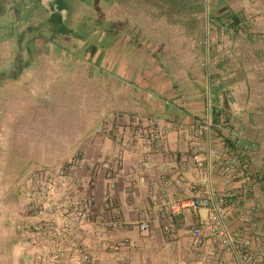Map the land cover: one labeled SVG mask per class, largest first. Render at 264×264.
<instances>
[{
	"label": "crops",
	"instance_id": "1",
	"mask_svg": "<svg viewBox=\"0 0 264 264\" xmlns=\"http://www.w3.org/2000/svg\"><path fill=\"white\" fill-rule=\"evenodd\" d=\"M78 150V196L94 198L93 224L75 235L88 264H119L122 241L132 264H264V0H0V264H36L26 242L55 215L25 177ZM195 155L207 181L185 169ZM228 191L225 226L249 263L210 231L207 209L170 232L159 215Z\"/></svg>",
	"mask_w": 264,
	"mask_h": 264
},
{
	"label": "built area",
	"instance_id": "2",
	"mask_svg": "<svg viewBox=\"0 0 264 264\" xmlns=\"http://www.w3.org/2000/svg\"><path fill=\"white\" fill-rule=\"evenodd\" d=\"M132 128L139 131V118L134 119ZM168 132L169 130L164 127L151 134L150 138L162 141ZM233 136L237 140L236 131L233 132ZM83 159V152L78 150L68 163L61 168L43 170L41 171L42 174L39 172L25 177V181L35 183L33 192L30 194L35 206L51 211L54 209L53 214L55 215L49 221L35 226L31 232L32 236L26 242L36 264H88L90 261L87 244L80 243L78 239L75 241L77 232L86 230L88 226L93 224L94 219V198L92 196H78L82 192L84 182L76 174V170ZM192 167L200 170L204 181L208 180L210 177L209 169L198 155H195L192 161L185 165L186 170ZM219 171L221 175L234 176L238 172V165L227 158H223L219 162ZM44 174H46V177L41 179ZM175 183L181 184L182 178H177ZM234 196L230 191L219 196L210 193H199L190 199L180 200L162 207L159 215L167 222L165 230L170 232L175 230L176 216L185 210L207 209L209 211L208 226L210 231L213 234H219L222 242L239 254L241 263H249L252 260L248 248L249 244L241 242L237 246L234 245L225 226V207ZM140 229L147 231L149 224L141 223ZM191 231L197 239H200L203 234L199 226H193ZM69 239H72L73 242L66 245ZM129 245V241H122L116 245L119 264H132L131 259L125 252ZM219 264H224V262Z\"/></svg>",
	"mask_w": 264,
	"mask_h": 264
},
{
	"label": "trees",
	"instance_id": "3",
	"mask_svg": "<svg viewBox=\"0 0 264 264\" xmlns=\"http://www.w3.org/2000/svg\"><path fill=\"white\" fill-rule=\"evenodd\" d=\"M233 23L236 25L240 23L239 19L236 16L232 17ZM221 114L220 112L213 113V123L218 124L220 122Z\"/></svg>",
	"mask_w": 264,
	"mask_h": 264
},
{
	"label": "rangeland",
	"instance_id": "4",
	"mask_svg": "<svg viewBox=\"0 0 264 264\" xmlns=\"http://www.w3.org/2000/svg\"><path fill=\"white\" fill-rule=\"evenodd\" d=\"M229 20V19H228ZM103 22V21H102Z\"/></svg>",
	"mask_w": 264,
	"mask_h": 264
}]
</instances>
